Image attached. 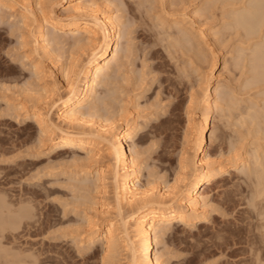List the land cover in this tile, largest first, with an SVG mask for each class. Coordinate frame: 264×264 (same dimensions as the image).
<instances>
[{
    "label": "rangeland",
    "instance_id": "1",
    "mask_svg": "<svg viewBox=\"0 0 264 264\" xmlns=\"http://www.w3.org/2000/svg\"><path fill=\"white\" fill-rule=\"evenodd\" d=\"M0 1V224L14 228L0 230V264H103L97 258L101 244L86 242L85 221L90 217L103 228L110 217L99 216L104 201L93 191L94 178L79 173L89 166L75 162L84 158V153L50 149L37 124L32 119L23 120V109L35 112L45 98L44 83L32 66L40 62L42 68L53 71L61 63H68L69 54L82 59L83 53L72 45L75 37L67 32L55 33L60 41L49 42L52 58L41 57L40 51L34 53L29 33L33 25L28 22L25 28L21 16L25 7L33 8L39 0H17L19 4L16 0ZM44 1H39L40 10L52 13L55 7L53 14L66 16L65 0ZM247 1H93L98 13H107L108 9L121 24V56L99 82L95 100L84 112L93 114L96 124L136 117L139 131L130 144L128 159L133 157L136 164H141V188L165 192L176 182V174V178L181 176L182 153L190 162V147L196 145L190 137L197 133L194 127L200 125L205 112V98L201 97L206 85L208 100L216 105L211 120L214 137L211 146L195 160L209 155L210 162L220 160L229 165L233 148L249 160L244 170L239 167L210 181L204 201L199 202L198 216H206V221L186 226L172 223L157 230L161 236L154 252L164 264H264V202L253 205L250 201L257 188L253 161L259 158L264 164V76L254 79L248 55L264 41L259 38L262 32L259 37H249L243 28L234 26L233 20ZM28 51L32 53L28 55ZM261 64L263 68L257 72L263 73L264 60ZM50 83L48 80L47 85ZM215 83L222 86L217 96ZM189 98L194 102L199 99L195 102V119L190 118L193 111L187 107ZM37 99H43L40 105ZM19 104L23 108L18 112ZM59 108L56 104L51 110L53 122ZM221 132L222 144L218 138ZM117 248L112 263L128 264L124 248Z\"/></svg>",
    "mask_w": 264,
    "mask_h": 264
},
{
    "label": "bare ground",
    "instance_id": "2",
    "mask_svg": "<svg viewBox=\"0 0 264 264\" xmlns=\"http://www.w3.org/2000/svg\"><path fill=\"white\" fill-rule=\"evenodd\" d=\"M39 1H37L36 4L33 3L35 5L33 8H30L31 6L25 7L24 15L21 16V24L25 26V28L28 27V22L33 25L30 26V28L33 27V30H29L32 37L31 46L33 47V52L37 54V52L40 51L41 57L52 58L53 51L50 48L49 42H54L56 40L60 41V37H57L55 33L62 34L67 32L73 36L72 38L75 37L72 45L76 47L78 51L80 50L83 53V58L81 59V56H77V58L76 56L71 57L72 55L69 54L68 63H61L59 67H54V70L52 68L53 71L42 68L40 62L32 66L37 77L44 83L43 93L45 98L42 96L44 101L41 105V101L39 102V100L43 99H37L39 105L42 106L39 110L27 113L23 109V120L32 119V121L37 124L40 134L48 142L50 149H73L84 153V158L78 159L75 162L77 163L79 161L80 163H83L84 166L87 164H89V166L87 165L88 167L82 168L79 173L80 175H83L84 178L87 176L94 178V185L91 187L94 192L101 195V198L104 201L101 209L99 208L100 214H98L100 218L101 215L110 217L103 228H101V224L99 225L96 220L93 221L90 217H87L85 221L88 226V236L87 241H84L89 243V245L93 243L101 244L100 255L97 257L100 262L103 264H111L114 260L116 248L121 245V247L124 248H122L123 251L127 253L128 264H164V262L161 261L162 257L158 255L155 256L154 252V244L157 243V240L161 236L158 235L159 233L157 230L159 229L162 231V226H170L172 223H181L186 226L188 224H194L197 220L198 222L206 221V218H204L206 216H198L200 211L199 202L204 201V195L211 187L210 181L219 175L231 170H236L239 167H242L244 170L248 167L247 163H249V160L244 159V154L242 158V156L239 155L240 153H238L239 150L237 151V148L231 149L232 156L230 159L232 161L229 165L222 164L224 161L221 162L220 160L210 162L211 157L209 155L205 157L202 156L195 160L196 156L201 155L202 151L211 146L214 137L215 127H211V120L216 105L215 101L211 102L208 100V86L206 85L201 97L202 99L205 98L203 102L205 112L200 116V125L196 124L194 127V131H197V133L192 134V132V135L190 134L192 142L196 143V145L190 147L191 160L187 163L184 153H182V157L180 156L181 159L179 158L181 163V168L179 167V169H181V176H183L176 178L179 173L176 174V180H174V182H176L173 183L172 186L167 187L165 192L157 191L156 188L142 189L140 186L141 164H136V160L133 157L128 159L130 144L139 131V124L135 119L136 117H133V119L128 121L126 117L125 121L117 117L122 121H115L114 118V121L107 120L104 121V123L96 124V122L92 121L93 114L88 111L84 112L85 107L94 99L97 93V86L101 79L112 69L111 67L113 64L118 62L121 47V24L116 16H112L110 13L108 14V9L107 13H98L99 11L97 12L95 9L97 4H93L94 0H78L77 3H73V0H65L67 3L64 5L63 10L66 12V16H59L56 15V13L53 14L54 9L52 10V8L55 7L51 8L52 13H47L44 9L43 11L40 10L42 5L40 7L41 3ZM2 3L0 1V6L3 5ZM21 3L24 2L21 0ZM53 3L55 6V2ZM240 5H242V3ZM233 20L234 26L243 28L246 35L249 37H255L262 32L261 36L259 37L258 35V37L260 39L262 38L264 41V29L261 31V27H264V0L247 1L241 14L236 13L233 15ZM49 31L52 33L49 34ZM24 33L22 34L24 35ZM201 36L203 37V35H200V37ZM21 40L23 39H20L19 41ZM28 43L26 42L27 45ZM29 52L31 51H28V55ZM74 55L77 54L75 53ZM248 55L250 56L252 71L255 74L254 79L256 77L260 78L261 76H264V72H257V69L261 70V68H263L261 63L264 60V44H256ZM78 57L80 59H78ZM55 58L60 59L59 56H56ZM59 63L60 62H58V64ZM54 65L56 66V64ZM49 66L51 65L49 64ZM211 66L213 67V64H211ZM48 80L51 81L50 86L47 85ZM214 86V93L217 96L219 95V90L222 86L219 83H215ZM196 101L199 103V99ZM195 102L193 99H190L188 103L189 105L187 106L189 107V111H193L190 114V118L194 119V111L196 108ZM56 104H59L60 108L55 114V122H53L51 119V110H53L52 108ZM22 108L23 105L21 107V104H19L18 112L21 111ZM123 109H120V113ZM94 110L93 112L95 113L96 110ZM118 110L119 109H117V111ZM120 113H118L119 117L121 116ZM19 116L22 117L21 115ZM167 123L169 124V121ZM218 138L221 140L222 144L224 141L222 132L219 134ZM256 156L258 157V155ZM258 159L255 158L253 161L255 165L254 176L257 180V188H255L250 200L253 205L264 202V164L259 162ZM95 161L98 162L95 163ZM161 184H163V181ZM86 193L88 192L86 191ZM90 207H92V204ZM10 227L11 226H8L6 223H3V225L0 224L1 231L8 230ZM10 229L14 230L13 227ZM80 243L82 244V242ZM167 257L165 258L166 260Z\"/></svg>",
    "mask_w": 264,
    "mask_h": 264
}]
</instances>
